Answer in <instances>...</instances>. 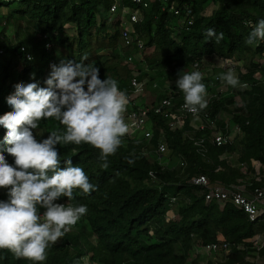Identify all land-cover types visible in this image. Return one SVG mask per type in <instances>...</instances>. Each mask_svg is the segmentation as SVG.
Segmentation results:
<instances>
[{
	"label": "trees",
	"instance_id": "1",
	"mask_svg": "<svg viewBox=\"0 0 264 264\" xmlns=\"http://www.w3.org/2000/svg\"><path fill=\"white\" fill-rule=\"evenodd\" d=\"M121 1L139 8L132 0ZM147 1L135 30L144 42L143 53H152L136 61L137 49L124 45L119 17L110 14L115 0H0V115L12 111L6 97L16 84L35 80L45 86L50 65L62 58H85L84 63L99 68L101 79L117 80L126 98L137 72L143 94L126 104L127 111L150 110L144 131L132 139L124 135L106 168L101 167L99 150L89 144H57L61 166L70 159L84 169L96 189L89 194L73 190L69 202L86 205L87 212L50 244L40 264H82L85 258L91 264H264V245L258 250L252 243L264 232V219L250 223L232 203L221 209L216 201L205 200L202 188L190 184L192 177L203 175L211 185L226 188L245 185L252 192L264 187V40L246 43L255 21L264 18V0L179 1L193 10V25L179 32L183 17L163 12L157 0ZM211 4L216 8L206 15ZM210 27L222 32L223 39L207 38ZM129 58L133 60L128 62ZM213 59L243 63L238 86L217 90L224 71L205 69L206 61ZM183 69L202 73L209 94L203 116L207 114L225 136L231 127L239 129L227 144L213 145L210 130H193L190 118L183 128L172 130L169 123L175 114L169 119L154 114L163 99L181 91L175 86L168 93L165 87L172 73ZM149 130L154 131L151 140L145 138ZM50 131L62 133L64 126L49 118L33 130L40 134L37 139ZM6 132L0 126V153L12 163L14 158L2 144ZM197 141L202 144L196 146ZM159 143L167 146L163 160L171 161L168 166L153 156ZM0 199H6V189L0 188ZM58 202L67 203V197ZM221 241L230 248L227 256L221 251L215 261H207L194 253L211 244L222 248ZM0 264L33 262L0 249Z\"/></svg>",
	"mask_w": 264,
	"mask_h": 264
},
{
	"label": "clouds",
	"instance_id": "2",
	"mask_svg": "<svg viewBox=\"0 0 264 264\" xmlns=\"http://www.w3.org/2000/svg\"><path fill=\"white\" fill-rule=\"evenodd\" d=\"M205 35L216 42L224 36L211 27ZM262 40L264 18H259L246 43ZM84 59L62 58L51 64L45 86L35 80L16 84L6 97L12 111L0 115V126L7 130L4 151L14 158L9 163L0 153V188L6 189V199H0V249L33 264L43 262L50 244L87 212L86 205L69 202L73 190L89 194L96 189L84 169L70 159L61 166L57 144H89L99 150L101 167L106 168L108 157L117 151L128 130L123 118L127 98L118 81L108 76L101 79L99 68ZM219 78L233 87L240 83L231 70ZM201 81L200 71L184 69L175 81L183 93L184 107L193 113L206 107V87ZM49 118L63 125L64 131H50L37 139L40 134L34 135L33 130ZM62 196L67 203L58 202Z\"/></svg>",
	"mask_w": 264,
	"mask_h": 264
},
{
	"label": "built area",
	"instance_id": "3",
	"mask_svg": "<svg viewBox=\"0 0 264 264\" xmlns=\"http://www.w3.org/2000/svg\"><path fill=\"white\" fill-rule=\"evenodd\" d=\"M161 5V10L163 12L171 13L177 18H182L177 25L176 32L181 31L183 28L188 29L193 25V10L192 8L183 3L182 6L179 4L184 0H157ZM132 3L139 8L133 9L125 4L121 0H115L110 8V14L119 17L122 31L121 37L125 46H133L137 49L138 53H143L145 50L144 42L138 38L135 30V26L140 23L143 19L141 13L142 8H148L149 2L147 0H132ZM262 41H258V44ZM25 52V48H21ZM3 52L0 51V55ZM27 59L33 60L31 54L26 53ZM31 57V59H29ZM133 59L129 58L128 62ZM224 61V66L222 70H227L235 64V59H221ZM234 67V66H233ZM139 74L134 71L133 77L131 79L132 91L127 98V103L129 101L135 100L143 94L142 82L137 80ZM174 96L163 99L160 104L153 109L154 114L159 115L165 119H169L173 114H175L174 120L169 123V127L172 130H179L184 127L185 119L190 118V127L195 131H203L209 129L211 132L210 142L218 147L227 144L229 140H232L237 134L240 133L238 128L235 129V134L232 133L229 136H225L224 132L219 129L214 121H210L207 114L203 116L202 109L193 113L184 107V98L182 91L173 92ZM205 97H209L206 93ZM208 101V100H207ZM149 109L141 110L140 112H128L125 108L123 112V118L128 125V130L125 135L132 139L139 132H143L146 124L149 122ZM232 128V127H231ZM154 137V131L149 130L145 132V138L151 140ZM202 141H197L196 146H200ZM167 152V146L164 143H159L157 148L153 152V156L156 157L160 165L166 166L167 164L163 160V155ZM180 166H183L181 163ZM190 184L195 187H200L204 190L205 200L207 202L216 201L220 208L222 209L227 203H232L235 207L242 210L250 223H257L264 219V187L256 188L252 192H247V187L237 186L232 188H226L222 185H211L209 179L206 176L200 175L192 177ZM69 232V230L67 231ZM254 246L258 248L264 245V234H257L252 240ZM222 248L220 245L211 244L200 249L207 255L218 254L223 252L225 256L230 253V248L227 243L222 242ZM83 264H87L86 260H83Z\"/></svg>",
	"mask_w": 264,
	"mask_h": 264
},
{
	"label": "rangeland",
	"instance_id": "4",
	"mask_svg": "<svg viewBox=\"0 0 264 264\" xmlns=\"http://www.w3.org/2000/svg\"><path fill=\"white\" fill-rule=\"evenodd\" d=\"M215 8H216L215 5L211 4L205 12L206 15H210ZM10 36H11V37H9L10 40L14 41V36H12V35H10ZM30 47H32V45ZM151 53H152V50H148L146 53H136L133 55V59H135L136 61H141L142 56L150 55ZM263 61H264V59H262L261 62H263ZM223 66H224V61H222L220 59H213V60H210L209 62L206 61V63H205V69L206 70L208 69L209 71L220 70V71L227 72V71L231 70L234 73V75H236V76H238L239 71L245 72V70L243 69V63L241 61L236 60L235 64L233 65L234 67L231 66L227 70H222ZM179 72L180 71H174L172 73L170 79L166 83V87H165L166 92H168V93L173 92L172 89L176 86L175 81L178 78ZM262 76H264V75H262ZM216 88L219 92L222 93V92L227 91L228 84H226L224 81L221 82V80L219 79L218 85ZM175 92H178V91H175ZM225 119H226V117H225ZM227 121H228V119H227ZM227 124H228V122H227ZM231 129H233V127ZM232 133L235 134V129H233ZM164 162L167 164L166 166H168L171 163V161L168 160V158H167V160H164ZM173 162L176 163L175 164L176 166L178 165L176 160H173ZM179 166H180V163H179ZM260 234H264V232L260 233ZM89 264H91V263L89 262Z\"/></svg>",
	"mask_w": 264,
	"mask_h": 264
},
{
	"label": "crops",
	"instance_id": "5",
	"mask_svg": "<svg viewBox=\"0 0 264 264\" xmlns=\"http://www.w3.org/2000/svg\"><path fill=\"white\" fill-rule=\"evenodd\" d=\"M195 254H199V255H202V256H205L206 257V260L208 261H215L217 259V255L216 254H213V255H207L205 254L204 252H201L200 250H195L194 252ZM255 259V258H253ZM251 259V261L253 260Z\"/></svg>",
	"mask_w": 264,
	"mask_h": 264
},
{
	"label": "bare ground",
	"instance_id": "6",
	"mask_svg": "<svg viewBox=\"0 0 264 264\" xmlns=\"http://www.w3.org/2000/svg\"><path fill=\"white\" fill-rule=\"evenodd\" d=\"M175 34H177V33H175ZM142 66H143V64H142ZM134 70V69H133ZM138 70V69H137ZM148 72V71H147ZM149 73V72H148ZM142 101V100H141Z\"/></svg>",
	"mask_w": 264,
	"mask_h": 264
}]
</instances>
